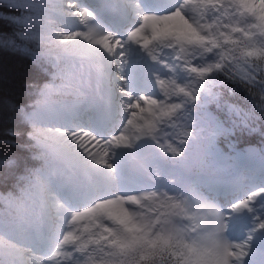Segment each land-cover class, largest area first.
I'll return each mask as SVG.
<instances>
[{"label": "snow or ice", "instance_id": "snow-or-ice-1", "mask_svg": "<svg viewBox=\"0 0 264 264\" xmlns=\"http://www.w3.org/2000/svg\"><path fill=\"white\" fill-rule=\"evenodd\" d=\"M49 3L54 12L63 14L58 0H42L40 5L37 0H0L5 7L20 10L19 15L0 13V19L15 26L13 37L0 33V46L31 55L36 64L55 46L95 62L98 70L106 72L114 66L122 71L131 56L129 46L134 45L169 73L166 78L153 74L166 98L163 104L151 96L134 97L124 87L117 89L127 98V127L108 142L111 147L97 144L87 152L97 175H103V169L114 171L112 149H132L156 130L159 120L173 117L189 102L199 101L201 108L223 105L239 117L240 124L248 125L252 112L242 111L217 91L227 83L235 85L234 92L242 86L253 107L264 113V0H178L170 14L142 15L123 41L102 34L90 24L92 14L77 11L72 3L67 7L84 30L60 32L50 27L51 21L37 27L39 8ZM76 41L85 44L75 46ZM30 42H39L40 48L32 51L26 46ZM117 60L120 64L113 65ZM116 79L127 82L120 75ZM49 94L41 92L45 99ZM19 111L32 125V140L87 170L78 154L60 139L66 132L46 127L39 111ZM227 131L216 121L212 138ZM76 142L83 146L79 137ZM5 163L14 165V161ZM25 179L28 186L19 193L0 194V203L7 209L0 213V264H244L253 233H264V218L258 217L244 242H229L225 216L195 192L181 201L154 192L112 198L97 197L94 192L91 205L74 208L57 195L47 171ZM261 197L264 188L234 204L232 212L251 211L250 205ZM181 219L187 224H181Z\"/></svg>", "mask_w": 264, "mask_h": 264}, {"label": "clouds", "instance_id": "clouds-1", "mask_svg": "<svg viewBox=\"0 0 264 264\" xmlns=\"http://www.w3.org/2000/svg\"><path fill=\"white\" fill-rule=\"evenodd\" d=\"M58 2L63 7V14L54 12L51 3L47 6H41L37 13L39 19L37 27L49 25L51 21L50 27L54 30L60 32L76 31L70 28V22L75 18L74 11L67 7L71 3L70 0H58ZM37 4H42V0H37ZM84 44L83 41L75 42V46H84ZM26 46L32 51H37L40 48L39 42H30ZM5 50L14 51L10 48ZM29 57L32 61V67L36 70L40 79L25 85L24 94L28 98L25 104L15 105L11 101L6 102L9 110L14 109L19 122L24 125V129L17 132V136L24 138V147L27 149L28 155L27 157L14 155L12 157V161H14L12 167H8L5 163L8 161L7 157L0 158V184L11 185L8 193H19L28 186L25 178L42 170L47 171L50 175L56 193L61 180L74 176L81 171L84 173V179L91 182V174L96 173V170L91 160H89L87 152L95 149L97 144L111 147L108 142L119 136L127 127L129 113L124 109L127 98L121 96L117 91L121 83L116 77L120 75L121 70L114 66L108 68L106 72H101L95 62L68 55L55 46H53L51 54L43 58L40 64H36L31 55ZM112 63L113 65L120 64L118 60ZM161 69L154 68L152 72L153 74L158 73L161 78L168 77L169 73L166 69L163 67ZM233 88H235L234 84L227 83L224 87L218 88L217 91L229 103L237 99L241 92L246 93L248 96L242 86L239 91L235 92L232 90ZM42 90L50 91L46 99L41 95ZM153 90L157 93L154 98L160 101L161 104L165 103L166 98L161 95L155 78ZM105 91L111 93L114 103L125 116V119L117 130L102 135L92 131L85 125L91 119L94 109L104 102ZM173 102L175 101H168V103ZM209 108L218 111H224L225 109L223 105L218 106L216 104H208L207 108H201L199 101L186 103L184 108L173 117L159 120L156 130L151 135L146 134L135 144L148 149L147 152L137 154L135 170L142 179L156 185V190L128 195L115 192L96 193V196L101 198L128 197L154 192L158 196H172L181 201L188 199L195 192L205 202L218 209L212 203L213 193L199 181L204 175L216 171L213 149L219 141L229 140V130L235 126V122L232 121L230 113H226L224 125L228 130L227 134L216 136L213 139L212 131L202 118V113ZM20 109L27 113L39 111L42 113L43 124L46 127L53 130L61 129L66 132L67 135L60 136V139L70 146L73 152L78 154L79 160L87 166V170L77 162L46 150L32 140V125L21 116ZM250 111L252 112V118L249 124L243 125L239 130L246 136L255 134L260 138V146L255 148V152L258 157L264 159V113L255 109L253 103ZM149 118L151 119V117ZM184 133H190V135ZM77 137L84 142L83 146L76 142ZM194 148L200 150L199 163L191 168H186L185 165L191 159ZM171 149H175L176 153H173ZM110 163L113 164V159H110ZM224 163L227 164V161ZM18 169L20 170L18 171ZM105 170L107 169L100 170L103 175L107 174ZM224 174H229L227 168ZM91 202L92 198L83 205H91ZM5 212H7V209L4 206L0 207V213ZM179 222L187 224L182 219Z\"/></svg>", "mask_w": 264, "mask_h": 264}, {"label": "rangeland", "instance_id": "rangeland-1", "mask_svg": "<svg viewBox=\"0 0 264 264\" xmlns=\"http://www.w3.org/2000/svg\"><path fill=\"white\" fill-rule=\"evenodd\" d=\"M78 1L79 0H70L72 4L76 5L77 11L83 10V8H78L80 6L77 3ZM123 2H124L123 0H111L112 6L115 5L117 7H120V6L126 7L127 9L131 11L130 12L131 17H133L134 19H137V21L132 22L133 25H131L130 31H132L135 27L139 25L140 17L142 15L147 14V15L160 16L159 14L153 11H142L141 9L138 11V13L134 12L133 7L140 6L139 5L140 1L125 0L126 3L124 2V5H122ZM95 7H98V8L95 10L93 9L94 14H95V16L94 15L93 16L95 18H98V16H100L98 11L99 10L101 11V9L99 5ZM172 11H174V9L170 10L168 13H165V15L170 14ZM93 16H92V19H93ZM92 19L90 20V24L98 27L102 34H111L113 36H116L118 39L122 40L129 33V32L124 33V34L123 32L118 33L112 27H110L112 26L111 24L109 26H106L105 24H101V23H93ZM70 28L71 30H76V31L84 30L83 26L75 18L71 20ZM132 54L133 52H131V55ZM141 62L145 64V66L148 65L149 59L144 53H143V58ZM158 68L161 69L160 66H158ZM133 69L134 68L131 67V63H129V65H127V71L125 73L120 72L119 74L122 77H126L128 80L130 77H132ZM127 84L130 85L129 82H127ZM120 87H122V83L120 84ZM144 89L146 90V87H142V89L135 91L133 96L136 97L139 95H148L145 93L146 91H143ZM150 96L155 97L156 94L153 93ZM104 102L105 104L102 103L103 107L106 106L107 108L110 109V108H114L115 106V108H117V105L114 103L112 99L111 93L108 91H105L104 93ZM209 109L202 113V118L206 122L207 127L211 129V131L213 132L215 131V122L219 120L214 116L212 112L209 111ZM120 116H121L119 118L120 123L118 126L122 125V122L125 119V116L121 112H120ZM213 117L215 118L214 120L212 119ZM219 122H222V121H219ZM229 133L230 135H232L233 129H230ZM223 141L224 140L219 141V143L213 149V155H214V159L216 162L215 163L216 171L213 173L206 174L203 177L207 178L208 181L215 180L218 178L225 179L228 181H232L235 185L239 187V189L237 190V194L235 196L232 195L233 192L230 193L229 191L225 194L227 196L216 198V195L212 191L210 192L213 193L214 195L212 203H214V205L225 216V224L227 225L226 232H225L226 239H228V241L231 243H240V242H244L250 233H253V229L257 225V218L258 217L264 218V197L259 198L257 201H255L254 203L250 205L252 209L250 212L253 213V217L249 221V223L246 225L243 223H242L243 225H239V224L241 222L242 214L245 211H249V210L245 209V210H241L238 213H233L232 207L237 202L243 199H246L249 193L256 191L260 188H264V180L259 181L257 180V178H255L256 174L264 171V159H261L257 155H250L248 151H246V149L241 148V147H236L232 143H227L225 146L226 148L224 150L222 148V146L224 147V145L222 144ZM140 147L141 146L137 144L134 146V149L137 150ZM137 153H139L138 150L133 151L131 149H117L115 150V157L113 159V164H112L114 171L105 170L107 172L106 175H97L96 173H93V176L91 174V177H92L91 182H87L84 179V174L81 171V172H78V174L74 176L68 177L71 180H68L67 178L63 179L64 183L78 189L79 191L83 193V196L85 197L89 196L90 198H92V195L94 192L96 193L115 192L117 194L128 195V194H140V193L147 192V191H153L154 189L152 190L151 186H153L154 184L150 181L145 182L146 184L145 188L143 189L137 188L134 192L133 190L127 191L125 189L124 191L117 192V190L113 189L114 181H112V179H114V177L120 172L124 173L125 167L130 161H132L131 163L135 164L133 166L136 168V161H134L133 159L136 160ZM199 160H200V150L198 148H194L192 157L189 160V162L185 165V167L191 168L195 166L196 164H198ZM225 161H227V164L224 163ZM226 168L229 170V174L227 175L224 174ZM70 183H73V184H70ZM59 187L63 188L62 185H59ZM66 203L70 205V202L68 200H66ZM0 207H3L2 203H0ZM253 235H254V239L250 242L249 255L245 259L255 258L259 264H264V233L255 232L253 233Z\"/></svg>", "mask_w": 264, "mask_h": 264}, {"label": "trees", "instance_id": "trees-1", "mask_svg": "<svg viewBox=\"0 0 264 264\" xmlns=\"http://www.w3.org/2000/svg\"><path fill=\"white\" fill-rule=\"evenodd\" d=\"M0 13L9 15H19L20 10L11 9L0 4ZM15 26L6 19H0V33L6 37H13ZM17 43H21L17 40ZM7 47L0 46V158L7 157L8 161H12L14 155L27 157L28 151L24 147L25 140L22 136L12 135L24 129V125L19 122L15 110H9L6 102L11 101L15 105L25 104L27 97L25 96V85L40 79L36 70L32 67V61L29 55L19 51H6ZM230 103L241 108L242 111H250L252 103L250 97L246 93L241 92L239 97ZM215 117L224 123L225 115L228 113L209 109ZM232 121L235 122L233 134L229 135L228 141H223L224 147L227 143H233L236 147L247 148L248 146H260V138L255 134L245 135L239 129L243 127L239 123V117L231 114ZM29 163H31L29 161ZM20 169H18L19 171ZM10 184H0V194H7Z\"/></svg>", "mask_w": 264, "mask_h": 264}, {"label": "bare ground", "instance_id": "bare-ground-1", "mask_svg": "<svg viewBox=\"0 0 264 264\" xmlns=\"http://www.w3.org/2000/svg\"><path fill=\"white\" fill-rule=\"evenodd\" d=\"M123 1L125 2V0H123ZM137 1H140V0H137ZM153 1L156 2V3L158 1H161V4L159 5L157 11H155L160 16L161 15H165V13H168L172 9H175V6L178 3V0H153ZM95 2H96V4L98 3V4L103 6L104 14L102 15V18H100L101 21L99 20V18H93L92 22L103 23V19L105 18V16L109 15L112 12L111 10H116L118 12H122V16H118V17L112 18L111 22L115 25L116 29L117 28L122 29L123 34L130 32L132 21L134 20V18L133 17H131V18L129 17V14H130L131 11L129 9H127L126 7H122V6L113 7V6H111L112 5L111 0H93V1L92 0H79L77 3H78V5H80L78 8H83V10H88L93 16L94 13L92 12L93 11L92 9L95 7ZM124 2H123L122 5H124ZM139 5L140 6H134L133 7L134 8V12L138 13V11L140 9L143 11V9H142L144 7L143 3L140 2ZM84 7H85V9H84ZM131 9H132V7H131ZM121 26H125V28H121ZM126 37H127V35L122 39V41L126 40ZM129 47L131 48V52H133V54L129 57V63H131V67H133L134 69L132 70V72H133L132 73V77H130L127 80V82H129L130 85H128L127 82H126V84H122V87H124L126 89V91L129 94H131L132 96L134 95L135 91H138L139 89H142V87H146V90L144 89L143 91H146L145 93L148 94V95H152L153 93L157 94L153 90L154 75H153L152 70L154 68L159 69L158 68L159 65H154L149 60L148 65L145 66V64H143L141 62V60L143 58V52L140 51L139 49H137L134 45L129 46ZM129 63L127 65H129ZM127 65L123 66V70L120 71V72L125 73L127 71ZM156 74H158V73H156ZM103 113L105 114V111H103ZM104 121H106V120H104ZM104 124H107V122H105ZM113 126L111 124V126L108 127L109 128V132H113L114 130H117L118 126L117 127H113ZM109 132L106 131V134L109 133ZM101 134L103 135L105 133H101ZM131 150L137 151L136 149H134V147ZM129 165L136 172V170H135L136 168L133 166L135 164L131 163ZM92 176H93V173H92ZM67 179L71 180L70 178H67ZM113 180H118V176L116 175ZM206 181H207V178L201 177L199 182L203 185V183H207ZM63 183H64V180H61L59 185H62V187H63L64 186ZM207 185H208L207 187L211 191H213L216 194L217 197L227 196L225 194L227 192H229V191H230V193L233 192L232 195L235 196L237 194V190L239 189V187L237 185H235L232 181L223 180V179H220V178L216 179V180L209 181ZM240 186H241V184H240ZM137 187H135V188H137ZM115 188L118 190V192L124 191V189H121L119 191V189H118V187L116 185H115ZM62 190H65V189L60 188L58 186L57 194H58V192H60ZM125 190L131 191V189L129 187H126ZM64 193H67V192H64ZM89 198L90 197H88L86 201H89L91 199V198L90 199ZM61 199L65 202L64 198H61ZM85 202H81L78 206H80L81 204H82L81 206H83V204ZM78 206H72V207L75 208V207H78ZM247 213H249V212L245 211L242 214V216H241L242 218L240 217L241 218V222L246 217ZM241 222H240L239 225L242 224ZM244 264H259V263H258V261L255 258H253V259H245Z\"/></svg>", "mask_w": 264, "mask_h": 264}, {"label": "water", "instance_id": "water-1", "mask_svg": "<svg viewBox=\"0 0 264 264\" xmlns=\"http://www.w3.org/2000/svg\"><path fill=\"white\" fill-rule=\"evenodd\" d=\"M255 148H256V147H254V146H249V147L247 148V150H248L249 153H251V154H253V155H256Z\"/></svg>", "mask_w": 264, "mask_h": 264}]
</instances>
